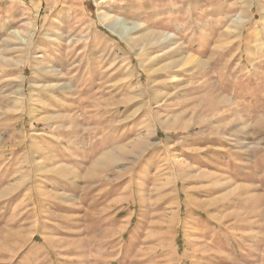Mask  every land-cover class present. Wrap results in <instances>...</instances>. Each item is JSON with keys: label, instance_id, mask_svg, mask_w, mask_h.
Instances as JSON below:
<instances>
[{"label": "rangeland", "instance_id": "obj_1", "mask_svg": "<svg viewBox=\"0 0 264 264\" xmlns=\"http://www.w3.org/2000/svg\"><path fill=\"white\" fill-rule=\"evenodd\" d=\"M18 13L0 12V264H264V0Z\"/></svg>", "mask_w": 264, "mask_h": 264}, {"label": "crops", "instance_id": "obj_2", "mask_svg": "<svg viewBox=\"0 0 264 264\" xmlns=\"http://www.w3.org/2000/svg\"><path fill=\"white\" fill-rule=\"evenodd\" d=\"M58 0H0V12L5 7L7 9L19 10V15L31 14L37 16L40 20L48 9H52L57 5ZM16 20L15 14L7 17V22ZM38 20V21H39Z\"/></svg>", "mask_w": 264, "mask_h": 264}, {"label": "bare ground", "instance_id": "obj_3", "mask_svg": "<svg viewBox=\"0 0 264 264\" xmlns=\"http://www.w3.org/2000/svg\"><path fill=\"white\" fill-rule=\"evenodd\" d=\"M117 21H120V20H118V19H116ZM120 23V22H119ZM112 24H114L113 22H112ZM110 30L111 31H115V29L114 28H112V27H110ZM149 41V40H148ZM145 42V41H144ZM152 83H153V81H152ZM142 89V88H141ZM142 96V95H141ZM127 98H129V97H127ZM131 98V97H130ZM130 98H129V101H130ZM132 99V98H131ZM154 101V100H153ZM121 103L122 104H120L119 106H118V109L120 110L121 108H122V106L123 105H125V103H126V101H121ZM128 104V103H127ZM129 105V104H128ZM128 105H126L125 107H126V112H128L129 110H130V107L131 106H128ZM143 105V104H142ZM134 108V107H133ZM141 108V107H140ZM137 112V111H136ZM135 112V113H136ZM132 114H133V112H131ZM129 114V113H128ZM145 126V125H144ZM138 141V140H137ZM138 142H140V141H138ZM135 144H137L136 143V141H135ZM139 144V143H138ZM139 146H140V144H139ZM138 146V147H139ZM123 147V146H122ZM121 147V148H122ZM125 147H127V145H125ZM125 149V148H124ZM117 152H119V149H114V150H112V151H109L108 153H107V156L105 157L106 159H107V157L108 158H110V159H112V158H114V156L116 157V153ZM125 153H127L126 151H125ZM120 156V155H119ZM123 156V155H122ZM116 159V158H115ZM117 160V159H116ZM104 161L106 162V160L104 159ZM111 163H112V160H111ZM100 166V165H99Z\"/></svg>", "mask_w": 264, "mask_h": 264}]
</instances>
